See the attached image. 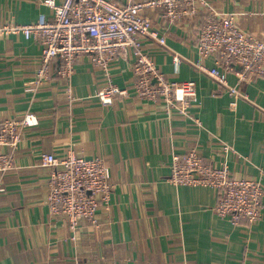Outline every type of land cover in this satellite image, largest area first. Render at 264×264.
Instances as JSON below:
<instances>
[{
  "label": "crops",
  "instance_id": "obj_1",
  "mask_svg": "<svg viewBox=\"0 0 264 264\" xmlns=\"http://www.w3.org/2000/svg\"><path fill=\"white\" fill-rule=\"evenodd\" d=\"M208 2L196 17L175 23L162 18L158 8L147 9L166 45L143 41V51L166 76L196 81L200 103L189 112L201 125L163 100L136 94L130 52L114 56L106 67L87 55L77 59L72 97L55 73L56 58L51 78L31 91L26 83L40 66L39 44L22 33L0 35V124L26 112L37 117L35 125L20 128L13 165L0 171V264H264V178L262 217L253 224H233L217 215L213 187L167 180L173 153L192 147L237 178L260 177L264 169V76L239 84L243 95L236 96L217 90L195 67L215 63L216 55L201 58L195 46L207 12H234L243 30L264 39V0ZM40 11L50 13L41 0H0V24L28 23ZM228 79L236 81L231 73ZM108 83L126 92L103 104L97 92ZM224 143L231 149L224 151ZM68 149L102 156L112 184L110 205L98 210V225L83 219L74 234L64 215L49 211L51 168L39 163L41 151L62 156Z\"/></svg>",
  "mask_w": 264,
  "mask_h": 264
},
{
  "label": "built area",
  "instance_id": "obj_2",
  "mask_svg": "<svg viewBox=\"0 0 264 264\" xmlns=\"http://www.w3.org/2000/svg\"><path fill=\"white\" fill-rule=\"evenodd\" d=\"M50 11H40L36 20L28 23L0 24V35L22 33L40 46V66L27 89L36 90L51 77L52 61L58 58L56 75L68 83L71 96V77L77 59L87 55L95 65L106 67L114 56L132 53L136 94L148 100H163L167 108L188 116L197 125L198 117L189 112L199 105L197 83L193 79H171L159 70L143 51L146 38L166 45V36L153 25L147 9L158 8L169 23L196 17L201 7H209L208 0H41ZM210 11V10H209ZM210 13V14H209ZM209 14V15H208ZM197 52L201 58L216 55L214 66L197 62L195 67L207 74L217 90L243 95L239 84L264 76V39L243 30L234 12H207L197 30ZM175 70L180 57H172ZM236 81L230 83L229 74ZM113 83L102 87L97 96L109 104L116 94L125 93ZM37 123L32 112L20 119L6 118L0 124V171L13 165V153L19 141L20 128ZM8 147V149H4ZM231 147L224 143L223 150ZM39 163L50 167L47 180V203L53 214L65 216L72 234L83 219L98 225V210L110 205L112 184L107 164L102 156L84 157L68 149L64 155L41 151ZM264 169L260 177L233 175L226 166L205 159L192 147L173 153L167 180L174 185L210 186L217 191L215 213L231 223L253 224L262 217ZM2 190V187H0Z\"/></svg>",
  "mask_w": 264,
  "mask_h": 264
}]
</instances>
